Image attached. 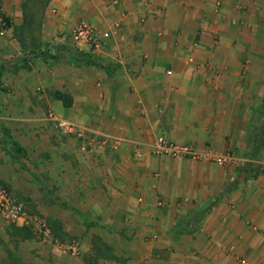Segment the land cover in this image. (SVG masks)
Here are the masks:
<instances>
[{"label":"crops","instance_id":"crops-1","mask_svg":"<svg viewBox=\"0 0 264 264\" xmlns=\"http://www.w3.org/2000/svg\"><path fill=\"white\" fill-rule=\"evenodd\" d=\"M34 2L0 0V85L10 89L9 97L0 90V181L15 185L45 173L56 193L51 203L62 210L47 208L41 232L52 240L81 237L66 244L76 248L71 259L78 264L103 263L89 260L101 230L124 245L115 264H264V172L225 192L236 167L156 156L146 145L163 134L248 160L264 120V0ZM80 22L110 31L104 48L91 53L109 75L24 56L49 42L91 52L72 42ZM49 111L120 143L80 151L49 121ZM2 125L35 169L22 170L7 153ZM257 161L264 165V146ZM12 254L0 246V264H16Z\"/></svg>","mask_w":264,"mask_h":264},{"label":"rangeland","instance_id":"rangeland-1","mask_svg":"<svg viewBox=\"0 0 264 264\" xmlns=\"http://www.w3.org/2000/svg\"><path fill=\"white\" fill-rule=\"evenodd\" d=\"M72 42L75 43L74 41ZM11 62L14 64V60ZM0 90H3L2 94H6L7 97H9V92L5 91L10 89L7 88L5 84L2 85L1 83ZM7 153H10L13 159H17L18 163H23L22 167H24V169L19 166L20 169H26V171L28 170L27 172L30 171L29 169L31 167L35 169V167L30 164L29 156L21 155L11 146L7 150ZM18 163L15 162L16 165ZM46 182V175L41 171L32 175V177L27 175L26 177L19 178V182L15 185L9 182L0 181V188H4L8 195H10L16 202L21 203L26 212V221L23 223L24 225L17 224L18 226H24L23 230L18 231V233L14 230V226H17L16 223L11 221L8 223L4 221L2 219L3 217L0 215V246H4L6 251H13L12 258L16 257V264H78L79 259L78 262H73L71 257L75 258V254L72 253L71 248L66 244L79 243L81 237H78L77 235L72 237L62 236L60 234V229V236L56 237V240L53 239L58 245V247H56L53 244L55 242H53L49 236L44 235L40 230L47 225V222L43 220L45 213L47 212V208L48 210L54 209L55 214L62 210L61 205L56 204V206H53L51 203L52 199L56 197V193L52 189L46 187ZM55 224L56 223H54V225ZM10 226L11 230H14L13 232L17 233L16 235H13L10 232ZM27 231L30 233L31 231L33 232L30 238L26 240L23 238L20 239L24 234H27ZM101 231V237L91 239L96 241L97 243H95L102 247L100 249L102 250V254L104 256L101 258L106 261L116 259L123 261V254H119L118 251L124 245H120L119 240L116 237L110 236L103 230ZM92 234L93 232L89 234V239ZM91 250L92 251L89 253V260L92 262L96 260L97 262V259L94 258L95 251L93 250V247ZM7 255L9 256V254Z\"/></svg>","mask_w":264,"mask_h":264},{"label":"built area","instance_id":"built-area-1","mask_svg":"<svg viewBox=\"0 0 264 264\" xmlns=\"http://www.w3.org/2000/svg\"><path fill=\"white\" fill-rule=\"evenodd\" d=\"M109 37L110 31L108 29L96 28L89 22H80L71 31L72 41L84 43L91 52L97 53L104 48ZM48 119L62 134L74 138L80 151L94 150L101 145H107L111 150H115L120 143V138L117 136L89 125L59 118L51 111L48 112ZM146 145L149 153L156 156L202 160L228 167H237L242 165L243 162L241 158L235 156L229 150L219 151L211 147L199 149L194 144L175 141L163 134L155 135L146 142ZM135 153L137 157L143 156V153L139 150ZM0 215L16 224H23L26 221V212L23 205L8 195L4 188H0ZM71 249L72 253L76 252V248L71 247ZM102 264L115 263L104 260Z\"/></svg>","mask_w":264,"mask_h":264},{"label":"trees","instance_id":"trees-1","mask_svg":"<svg viewBox=\"0 0 264 264\" xmlns=\"http://www.w3.org/2000/svg\"><path fill=\"white\" fill-rule=\"evenodd\" d=\"M45 1H48V0H45ZM34 3H36V0ZM26 20L28 19H26V15H25V21ZM27 25H30L29 21H27ZM26 27L29 28V26H26ZM91 53L92 52L81 54L80 52L76 50H71L65 45H57V44L49 42L45 46L40 48L39 50L28 51L24 56L29 55L31 57H40L43 61L53 60L55 62H63L69 65H75V66L91 65V66L103 69L107 73V75H109L110 69L108 68L107 64H102L96 61ZM24 56H22V58H17V60H15L16 61L15 63L19 64L21 61H25ZM0 76H1V70H0ZM53 96L57 99L62 100L65 106H69L71 104L70 96L68 94H65L62 91L55 90L53 93ZM2 132L4 136L3 143L9 144L11 147L14 148L15 151L19 152L21 155L23 156L27 155V151L13 138L9 128L2 125ZM255 135L256 137L253 141V148L250 152L248 160H246L242 165L236 167V173H237L236 178L235 180L227 184V188H225V192L236 188L240 179L247 180L249 178H254L260 172H264V165L260 166V164H258V161H257L259 151L261 147L264 146V120L261 124L260 132L256 133ZM3 149H6V147L3 146ZM217 201H218V198L215 199L212 203L207 204L204 209L205 212L209 211L216 204ZM72 210L74 212L80 213L78 212V210L74 208H72ZM23 228L24 226H14L15 232L23 230ZM24 235L25 236H22V237L29 238L31 236V233L27 231V234H24ZM100 248H102L100 245H96V247L93 246V250L95 251L94 252L95 259L104 256Z\"/></svg>","mask_w":264,"mask_h":264}]
</instances>
